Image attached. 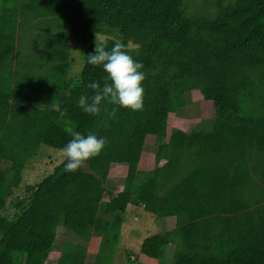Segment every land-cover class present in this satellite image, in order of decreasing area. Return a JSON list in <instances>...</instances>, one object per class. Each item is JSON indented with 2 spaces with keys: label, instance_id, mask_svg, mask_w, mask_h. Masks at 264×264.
Instances as JSON below:
<instances>
[{
  "label": "trees",
  "instance_id": "trees-1",
  "mask_svg": "<svg viewBox=\"0 0 264 264\" xmlns=\"http://www.w3.org/2000/svg\"><path fill=\"white\" fill-rule=\"evenodd\" d=\"M30 19L51 34L36 35L35 51L21 62L18 32ZM70 40L83 48L76 79ZM116 42L144 66V108L105 103L100 114H86L80 96L92 95L86 85L103 84L106 75L87 55L95 43L110 49ZM15 77L48 89L14 88ZM192 90L212 102L213 127L168 131L169 115ZM69 129L108 144L75 172L64 170L63 158L40 182L24 181L43 148L61 152ZM148 137L155 166L142 172ZM0 160L11 172L7 178L0 169V264H45L59 227L86 243L99 237L102 256L130 206L174 219L173 229L143 241L148 259H163L173 245L170 264H264V0H217L211 18L186 12L183 0H0ZM122 164L125 185L116 194L106 181ZM85 254L67 242L56 264H83Z\"/></svg>",
  "mask_w": 264,
  "mask_h": 264
},
{
  "label": "rangeland",
  "instance_id": "rangeland-1",
  "mask_svg": "<svg viewBox=\"0 0 264 264\" xmlns=\"http://www.w3.org/2000/svg\"><path fill=\"white\" fill-rule=\"evenodd\" d=\"M234 0H224V3H230ZM186 12L191 14H199L211 18L217 11V0H183ZM44 21L30 19L29 23L20 27L18 32V48L16 59L24 61L25 58L33 53L34 38L36 35L51 34L45 29L37 27ZM57 31V30H56ZM54 33V31L52 32ZM101 40L106 38H114L111 35H99ZM39 42V50H36V55H39L43 49V43ZM68 60L70 62L69 77L72 79L78 78L83 67V48L76 41L70 40ZM19 57V58H17ZM13 87L27 91H38L48 89V84L41 83L38 80L26 77L13 79ZM186 106L178 110L168 117V131L173 129L182 130L186 133L192 131H209L214 124V107L212 102L205 100L197 90L188 91L185 93ZM42 155L32 161L22 173V179L28 183L40 182L46 175L58 166L64 156L63 153L43 148ZM155 149L153 146V138H147L145 142L142 159L139 164V169L142 172L154 168ZM164 161L160 165L163 164ZM0 169L4 170L6 177L11 176L9 163L0 160ZM126 165L123 164L118 170L111 168V176L107 179L106 185L116 194L123 190L125 185ZM113 171V172H112ZM112 177L118 178L114 179ZM101 214V213H100ZM125 220L121 229L117 234L111 236L110 246L107 244L102 248V256H100L101 239L98 237L90 243L76 238L75 235L69 233L66 229L59 227L57 229L56 239L53 244V250L45 264H56V260L62 252L64 245L68 242L71 244L84 246L86 254L83 264H93L96 259L102 257L101 264H105L106 260H111V264H126L127 260L134 264H170V259L173 254L174 246L168 245L165 248L164 258L161 260L148 259L141 255L140 249L143 241L150 236L164 233L166 229H171L174 226V219H158L144 213L143 208L131 207L124 216ZM130 256V257H129Z\"/></svg>",
  "mask_w": 264,
  "mask_h": 264
},
{
  "label": "clouds",
  "instance_id": "clouds-1",
  "mask_svg": "<svg viewBox=\"0 0 264 264\" xmlns=\"http://www.w3.org/2000/svg\"><path fill=\"white\" fill-rule=\"evenodd\" d=\"M89 65L98 66L106 75L100 81H90L86 87L93 90L92 95H81L78 105L84 113L98 115L103 104L108 103L132 112L142 111L144 108L143 81L145 73L143 64L133 59L119 42L109 49L106 45L95 43L94 52L87 55ZM117 107H113L110 118L115 117ZM67 110H61V117ZM71 139L60 149L65 158L64 170L75 172L85 162L98 157L106 148L108 141L105 137L92 132L86 135L69 129Z\"/></svg>",
  "mask_w": 264,
  "mask_h": 264
},
{
  "label": "crops",
  "instance_id": "crops-1",
  "mask_svg": "<svg viewBox=\"0 0 264 264\" xmlns=\"http://www.w3.org/2000/svg\"><path fill=\"white\" fill-rule=\"evenodd\" d=\"M144 151V150H143ZM143 154V153H142ZM141 159H142V156H141ZM141 159H140V162H141ZM140 164V163H139ZM123 165V164H122ZM120 166L121 165H119V166H116V165H113L111 168L112 169H116V170H118L119 168H120ZM140 170V169H139ZM113 172V171H112ZM112 178H114V179H118V178H115V177H112ZM109 179H111V178H109ZM175 227V225L173 226V228ZM172 228V229H173ZM56 235H57V232H56ZM77 238V237H76ZM96 238H98V237H92L91 239H90V241H93V240H95ZM90 241L88 242V243H90Z\"/></svg>",
  "mask_w": 264,
  "mask_h": 264
}]
</instances>
